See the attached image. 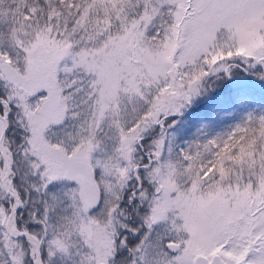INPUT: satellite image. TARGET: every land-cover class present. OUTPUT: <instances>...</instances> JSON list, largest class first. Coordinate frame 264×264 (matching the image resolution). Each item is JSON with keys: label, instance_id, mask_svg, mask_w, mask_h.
Returning a JSON list of instances; mask_svg holds the SVG:
<instances>
[{"label": "snow or ice", "instance_id": "obj_1", "mask_svg": "<svg viewBox=\"0 0 264 264\" xmlns=\"http://www.w3.org/2000/svg\"><path fill=\"white\" fill-rule=\"evenodd\" d=\"M236 60L264 0H0V264H264V117L165 131Z\"/></svg>", "mask_w": 264, "mask_h": 264}, {"label": "rangeland", "instance_id": "obj_2", "mask_svg": "<svg viewBox=\"0 0 264 264\" xmlns=\"http://www.w3.org/2000/svg\"><path fill=\"white\" fill-rule=\"evenodd\" d=\"M252 117H264V65L249 68L236 60L228 73L207 77L191 103L166 119L165 131L173 152L179 153L195 142L226 135ZM158 135L159 126L142 143Z\"/></svg>", "mask_w": 264, "mask_h": 264}]
</instances>
